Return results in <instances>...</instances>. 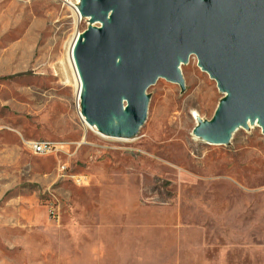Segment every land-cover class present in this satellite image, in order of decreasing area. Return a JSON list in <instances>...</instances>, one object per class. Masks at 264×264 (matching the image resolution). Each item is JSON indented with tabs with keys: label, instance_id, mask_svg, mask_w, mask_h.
<instances>
[{
	"label": "rangeland",
	"instance_id": "rangeland-1",
	"mask_svg": "<svg viewBox=\"0 0 264 264\" xmlns=\"http://www.w3.org/2000/svg\"><path fill=\"white\" fill-rule=\"evenodd\" d=\"M80 3L0 0V264H69L64 256L86 251L103 214L129 222L112 232L129 238L122 251L264 264L262 129L241 127L227 145L194 135L225 97L195 56L180 66L183 88L159 79L148 89L146 121L134 137L85 126L67 57L90 25L75 22ZM30 142L60 151L37 156ZM137 238L143 247L131 245Z\"/></svg>",
	"mask_w": 264,
	"mask_h": 264
},
{
	"label": "water",
	"instance_id": "water-1",
	"mask_svg": "<svg viewBox=\"0 0 264 264\" xmlns=\"http://www.w3.org/2000/svg\"><path fill=\"white\" fill-rule=\"evenodd\" d=\"M79 11L90 23L74 45L80 111L102 135H137L148 89L183 88L192 56L225 95L194 135L227 145L248 124L264 134V0H81Z\"/></svg>",
	"mask_w": 264,
	"mask_h": 264
},
{
	"label": "crops",
	"instance_id": "crops-1",
	"mask_svg": "<svg viewBox=\"0 0 264 264\" xmlns=\"http://www.w3.org/2000/svg\"><path fill=\"white\" fill-rule=\"evenodd\" d=\"M109 212V211H108ZM104 213H107L104 212ZM122 211L117 213V217H122ZM144 213V212H142ZM125 218L128 217V212L125 211ZM111 218L107 217L106 214L100 216V221L94 226L90 227V234L88 238H85L86 248L85 252L73 253L70 256H64L65 260H68L69 264H201L199 261L201 254H190V253H151L145 251H122L120 245L124 242L129 243V238L122 236H113V230L127 231L129 229V222L122 220L112 222ZM136 228L143 233L145 229V223L143 221H137ZM89 229V228H88ZM113 236V238H112ZM136 244L137 246L144 245L143 238H137L131 242V245ZM117 246V251H110L108 247L102 251H97L96 246ZM195 263H193V262ZM188 262V263H184Z\"/></svg>",
	"mask_w": 264,
	"mask_h": 264
},
{
	"label": "bare ground",
	"instance_id": "bare-ground-1",
	"mask_svg": "<svg viewBox=\"0 0 264 264\" xmlns=\"http://www.w3.org/2000/svg\"><path fill=\"white\" fill-rule=\"evenodd\" d=\"M74 14H75V22L76 24L78 23H81L82 22V16L80 14V11L74 9ZM93 27H99V24H94ZM80 35H76L74 38H73V41L71 43V46L69 47V53L67 55V57H69V61H70V64H71V67H72V71H73V74H74V77H75V81L77 83V102L79 104V101H81V94H82V82H81V78L79 76V73L77 71V67H76V64H75V60H74V45L78 39ZM68 51V50H67ZM79 116H80V119L81 121L83 122V124L85 126H88V127H91L92 129L95 128L94 126H90L87 122H86V119L85 117L81 114V111L79 113ZM96 129V128H95ZM97 130V129H96ZM201 139L202 141L206 142V143H209L208 141H206L205 139H202V138H199Z\"/></svg>",
	"mask_w": 264,
	"mask_h": 264
},
{
	"label": "built area",
	"instance_id": "built-area-1",
	"mask_svg": "<svg viewBox=\"0 0 264 264\" xmlns=\"http://www.w3.org/2000/svg\"><path fill=\"white\" fill-rule=\"evenodd\" d=\"M29 149L34 155L37 156H50L59 153V148L50 142H30ZM64 170V168H62ZM49 215L52 219H59V210L58 207L50 206Z\"/></svg>",
	"mask_w": 264,
	"mask_h": 264
}]
</instances>
